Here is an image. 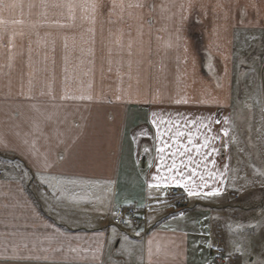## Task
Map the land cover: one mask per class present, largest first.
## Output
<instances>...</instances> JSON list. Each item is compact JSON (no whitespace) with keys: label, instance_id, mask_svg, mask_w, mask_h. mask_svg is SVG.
<instances>
[{"label":"crops","instance_id":"0c3cea01","mask_svg":"<svg viewBox=\"0 0 264 264\" xmlns=\"http://www.w3.org/2000/svg\"><path fill=\"white\" fill-rule=\"evenodd\" d=\"M11 2L19 6L0 12L8 22L0 26V137L6 142L0 144V253L7 245L11 256L12 241L22 234L29 248L19 255L41 259L13 264H140L141 257L147 264V240L157 236L179 246L173 250L182 252L184 264H213L215 247L234 252L235 245L245 264L264 260V176L239 159L249 120L255 127L260 119L250 114L260 109L247 99L255 91L245 63L252 44L264 39V0H146L155 11L132 9L123 20L105 11L95 24L82 19L91 14L78 7L73 20L67 7L52 6L68 0H6ZM259 59L252 62L260 65ZM65 94L76 99L61 100ZM153 97L159 102H143ZM181 97L189 103L171 102ZM154 111L157 125L151 123ZM196 116L221 121L211 125V134L220 136L211 142L219 154L205 167L193 151L189 168L200 164L197 171L221 194L187 196L186 208L175 210L163 189L147 185L157 166L168 175L173 159L181 167L187 163L188 154L170 155L175 146L157 151L165 141L173 143L169 120L179 121L181 131L191 129L194 143L209 134L185 126L184 118ZM157 127L164 133L159 139ZM45 157L55 162L52 168L43 167ZM252 161L264 166V156ZM208 170L216 176L208 178ZM45 176L77 183H64L54 197ZM134 202L153 207L140 236L110 220L115 206ZM97 240L103 245L98 252Z\"/></svg>","mask_w":264,"mask_h":264},{"label":"snow or ice","instance_id":"6c2138e0","mask_svg":"<svg viewBox=\"0 0 264 264\" xmlns=\"http://www.w3.org/2000/svg\"><path fill=\"white\" fill-rule=\"evenodd\" d=\"M19 5L15 2L11 3H6V0H0V12H3L4 10H8L11 12L13 9L18 7ZM43 7H47L48 5L44 4L42 5ZM53 7H67L69 9V15L70 17L74 20L75 16L73 15V11L75 8H80L82 12L85 13H90V16H83L82 19H87L90 20L91 23L95 24L97 16L103 15L104 12H107V15L109 17L116 15L118 19L123 20L124 19V14L127 12L128 16H132V12L130 10L132 9H138V10H143L144 8H148L150 12L155 11V8L157 5H148L146 3V0H108L107 3H105V0H68L67 3L65 4H54L52 5ZM33 5L29 4V8H32ZM160 7H163L162 5ZM183 7V6H181ZM139 19L143 20V15L142 12L139 15ZM12 23H21L22 21H16L13 20L11 21ZM113 21L109 20V23H112ZM8 23L5 21L2 17H0V26L5 25ZM142 27V25H141ZM90 31H94V29H89ZM128 54L129 56L132 55V41H129L128 44ZM129 68L131 69L132 61H128ZM130 75V74H129ZM131 78V76H130ZM137 83H139V79H137ZM218 87L220 85H217ZM131 88V85H129ZM139 94V93H138ZM43 95V93H41ZM53 100L56 99L55 96L51 97ZM80 99H92L91 96H81L79 97ZM26 99H31L30 96H26ZM61 100H68V99H76V97L69 96L67 94L62 95L60 97ZM117 99H120V97H117ZM145 104L149 103H157L159 102L155 97H153L152 100H144L143 101ZM172 103L176 105H181V104H188L189 100L187 97H181V98H176L171 101ZM200 104H207L208 101L206 100H201L199 101ZM218 103V102H217ZM35 107V106H33ZM264 111V109H262ZM179 115V114H177ZM152 120L151 123L153 125H157V120L156 117L158 116L157 112H152L151 113ZM225 124L229 123V120L227 117H224ZM160 123L163 124L165 123L164 120H160ZM170 127L168 131H172V127H175V132L171 136L172 144H169L167 141L164 142L163 147H159L157 149L158 152L164 153L165 148H173L175 146V150L170 153L172 157L177 156L179 154L180 156H184L185 154H188L187 156V163H185L183 160L180 162V164L183 166H178L177 162L175 159L172 160L171 166L167 168L168 175H162L160 173V166H157V174H154L152 176V180L154 183H149L147 186L149 189H157L161 190L164 188H168L171 186L175 187H180L183 188L184 193L188 197H202V198H209L213 196H218L221 194V189L219 187L216 188H210L207 180L205 179V175L201 174L197 171V168L200 167V164H204L205 167L207 165L204 163L207 161V158L209 156H212L213 153L219 154V149L215 147L211 142L216 139H220L219 135H212V129L211 125L213 123L219 124L221 121L219 119H214L213 117H200L196 116L194 118H184V123L185 126L188 125H195L196 130L199 131L201 128L206 129L209 134L202 135V143H194V135L191 129H189L187 132L181 131V126L179 124V121L176 122L175 125H172L171 120L168 121ZM223 133V136L227 137L229 136V130L227 128H224L221 130ZM144 135H147V133H144ZM157 139L161 138L164 133L160 130L159 127H157L156 133H155ZM181 137L186 138L187 144H183L180 142ZM234 140V138H233ZM0 144H4L6 146V142L3 140L2 137H0ZM227 144H224V147L227 148ZM206 150V151H202ZM148 149H145V152H147ZM195 151V153L201 157L200 164H197L196 167L194 168H189V166L193 163L194 158L191 155V153ZM58 159L62 160L63 157H58ZM161 160V165L163 164L164 157H160ZM211 163L213 166H215L216 161L215 159H212L211 161H208ZM54 161L49 162L47 157H45L43 161V167L45 169L52 168L54 166ZM151 166V165H150ZM185 169H188L186 172ZM224 170H228V165H224ZM255 173L260 176H264V171H261L260 169H255ZM224 173L221 172L220 176L223 178ZM22 178H27V172H22L21 173ZM207 176L208 178H213L216 176V173L208 170L207 171ZM194 177H198L200 183H197ZM41 180L43 183L47 184L49 187L53 188V196L55 197L56 195V189L62 186L64 183H71L75 184L77 181H64V180H56L55 177H41ZM56 180V184L53 185L52 181ZM204 189H209L208 191H204ZM164 195H167V193H164ZM159 203H163V201H158ZM143 207V205H141ZM181 216L183 213L180 214ZM128 226H132L131 220L125 221ZM44 227H48V225H44ZM115 231V230H113ZM144 231L143 228L139 229V231L135 232L136 236H140L141 233ZM171 231L174 233L175 229H171ZM14 236L16 235L15 233L13 234ZM125 240L128 239L127 236L124 237ZM97 248L96 251L98 252L100 248L103 246L99 240L96 242ZM155 245V248H154ZM170 245L172 247H170ZM36 247L35 242H33L32 250H34ZM147 264H184L182 260H179L178 257L182 255V252L179 251H174L173 248H178V245H175L174 241H168L166 243H161L160 240H158L157 236H153L147 240ZM208 247L211 248L213 245L211 243L208 244ZM235 252L241 253L243 255V251L239 245H235ZM29 245L27 242H25V238L23 235H20L19 241H12V255L9 256L7 255V245H5L4 252L0 253V264H13L14 261H20V260H31V259H36L39 260L41 257L36 256H21L19 255L20 250L22 249H28ZM71 251L75 252L77 249L71 248ZM59 251V249H57ZM251 253H249L250 255ZM233 255L232 252L228 253L227 258H231ZM163 257V259H161ZM171 257V259H169ZM225 257H221V259H224ZM43 259L47 260L48 257H43ZM140 264H144L143 257H141ZM248 264V262H246ZM256 264H264V260H259L256 262Z\"/></svg>","mask_w":264,"mask_h":264},{"label":"rangeland","instance_id":"374dc122","mask_svg":"<svg viewBox=\"0 0 264 264\" xmlns=\"http://www.w3.org/2000/svg\"><path fill=\"white\" fill-rule=\"evenodd\" d=\"M261 43L264 45V39L258 42V44H252L249 48L250 58L245 63L246 66H248L246 73L249 71V73L254 76L251 89L255 91L252 96L247 97V99L249 100V105L259 107L260 109V112L257 114L252 111L250 114L251 116L255 115L260 117V119L256 121L255 127L252 126V120H249L247 125V137L243 144V154H240V158H238L243 161L244 166L250 169H260L264 171V166L259 167L257 162L252 161L254 156L256 159L260 156H264V111H262V109H264V46ZM261 56H263V58ZM258 58L261 59L260 65L252 62V59L258 60ZM251 148L255 151L253 152L255 155H252Z\"/></svg>","mask_w":264,"mask_h":264},{"label":"built area","instance_id":"2783aa9c","mask_svg":"<svg viewBox=\"0 0 264 264\" xmlns=\"http://www.w3.org/2000/svg\"><path fill=\"white\" fill-rule=\"evenodd\" d=\"M166 195V204L170 208H178L187 204L188 198L186 193H184L178 187H168L163 189ZM232 197L236 198V195L230 194ZM153 210V207L149 205H138L136 202L129 204L117 205L112 209L111 212V223L124 229L128 232H136L143 228L146 232L148 225V215ZM131 220L132 226H128L125 221ZM229 251H226L224 247H216L213 250V264H245L243 256L240 253L232 252L231 258L228 257ZM221 257H225L221 259Z\"/></svg>","mask_w":264,"mask_h":264},{"label":"trees","instance_id":"16d2710c","mask_svg":"<svg viewBox=\"0 0 264 264\" xmlns=\"http://www.w3.org/2000/svg\"><path fill=\"white\" fill-rule=\"evenodd\" d=\"M186 206H187V205H183V206H181V207L174 208V209H175V210H181V209H184V208H186Z\"/></svg>","mask_w":264,"mask_h":264}]
</instances>
